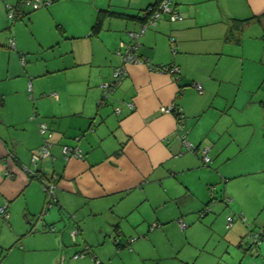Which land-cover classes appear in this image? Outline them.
Returning <instances> with one entry per match:
<instances>
[{
  "label": "crops",
  "instance_id": "crops-1",
  "mask_svg": "<svg viewBox=\"0 0 264 264\" xmlns=\"http://www.w3.org/2000/svg\"><path fill=\"white\" fill-rule=\"evenodd\" d=\"M29 1L18 9L15 3L13 15L6 8L10 1L0 0V207L6 202L8 214L0 217V257L36 223L44 203L40 180L54 175L55 210L43 216L37 232L55 233L57 223L62 231L48 235L55 241L50 251H88L69 263L107 264L96 253L108 245L117 254L127 249L141 264H264V0H172L183 19L162 16L137 38L136 55L144 63L125 65V78L103 101L102 86L122 64L120 45L129 43L128 33L140 31L141 20L131 18L157 0H82L78 32L65 37L87 40L86 52L54 65L25 57L30 54L15 42L11 26L22 7L33 12L48 5ZM48 1L43 15L56 23L58 0ZM101 10L131 18L106 19L93 37ZM31 12L24 16L28 25ZM252 17L257 19L237 24ZM246 40L255 50L247 67L234 72L218 62L209 71L197 70L203 55L220 61L230 51L238 55L240 47L245 60ZM38 58L42 69L34 71ZM145 63L175 65L179 79ZM170 106L181 110L182 130L174 112H160ZM40 124L51 134L49 156L32 165L43 142ZM182 138L196 149L187 150ZM255 141L261 149L250 147ZM63 146L76 147L82 158H65ZM153 224L158 227L149 230ZM68 231L73 244L79 241L73 249ZM251 231L262 232L258 245L247 242Z\"/></svg>",
  "mask_w": 264,
  "mask_h": 264
},
{
  "label": "rangeland",
  "instance_id": "rangeland-1",
  "mask_svg": "<svg viewBox=\"0 0 264 264\" xmlns=\"http://www.w3.org/2000/svg\"><path fill=\"white\" fill-rule=\"evenodd\" d=\"M9 1L11 3V6H14L17 0ZM43 1L48 3L47 6L50 5V1L41 0V2ZM54 5H57L56 11L54 13L55 17L58 20L56 23L48 16L43 15V11H45L47 6L33 12H31V10L28 8L22 7L21 10L25 12H31L29 14V17L33 22L32 25H28V21L26 17H24L22 19L14 21L13 26H11V28L15 27L14 34L17 38L15 42L17 43L19 41V44L22 48H19V50L22 53L27 50L30 55H26L25 57L29 56L30 58H33L34 62V57L39 56L40 58L49 60V62L54 65L57 60L67 61L68 59L66 57L71 58L74 52H77L78 54H81L82 51L86 52V43H88L87 40L81 37L78 39L65 37L66 33L71 34L72 32H78L77 29L78 27H80L78 21H80L81 17L84 14L86 7L85 4L82 3V0H58L56 3H54ZM33 15L34 18H32ZM11 21L12 20L9 21V24H11ZM56 24H60L63 28L62 31L66 29V32L58 30L55 26ZM2 32L7 33L4 30ZM55 36L56 39L53 44L44 49L38 48V43H46L54 39ZM190 45L193 44L190 43ZM242 47H244L245 60L240 59V47L238 49V55L237 53H232V51H230L225 56H222L220 61H214V58H216L215 55H203L202 58H199L196 61L197 70L209 71L218 62L219 64L221 63L223 67L228 66L229 69L236 68L234 72L247 67V65H249V61L251 60L250 58L255 50L253 51L250 42H247V40L244 42V45ZM23 55L24 54H22L21 57H24ZM40 58H38L37 60L38 64L34 67V71H40L42 69ZM43 78H45V76H42L39 79ZM54 80L55 79H53L52 81ZM250 147L252 149L259 150L262 148V145L255 141L254 144L253 142L251 143ZM211 195H209V198L213 199L214 193L212 196ZM54 210L55 208L52 207L50 209V212L47 213L44 217L50 216V214ZM53 226L55 228V233L39 230V232L37 233L25 236L22 239L20 245L16 246L14 249L3 251L2 256L0 257V264H56L54 263L56 256L57 264H74L69 262L75 261L72 257L78 249L70 253L65 251V254L64 252L56 254V252L50 251V248H53L55 241L51 237H48V235H60L62 231V229H58L57 223H54ZM53 226H51L50 228H53ZM67 236V246H69L68 248H72L74 247V245H78V240L77 243L73 244L70 238L69 231ZM76 238L78 239V236ZM122 240H125V238H122ZM99 248L100 253H96V256L99 260H101L100 255L107 257V264L109 260L110 264H141L136 257L129 256L130 253L127 249H123L120 251H125L124 253L117 254V252L115 251L116 248L114 246L110 247L107 245V249H101V247ZM144 264L152 263L145 262Z\"/></svg>",
  "mask_w": 264,
  "mask_h": 264
},
{
  "label": "built area",
  "instance_id": "built-area-1",
  "mask_svg": "<svg viewBox=\"0 0 264 264\" xmlns=\"http://www.w3.org/2000/svg\"><path fill=\"white\" fill-rule=\"evenodd\" d=\"M23 4L26 6H28L30 4V2L28 0H24L22 1ZM171 3L172 0H160L158 5L156 6V8L152 9L149 8L147 10V14L148 17L145 21V23L140 25V31L139 33H128V37H129V43L124 45L121 44L118 51H117V55H119L122 59V64L118 67H116L113 70L112 76H111V82L106 83L102 86V99L101 101H103L104 99H106L108 93H110L111 91H113L116 86L125 78L126 76V69H125V65H130V64H143L144 61L138 57L136 55V49H137V38L142 35L145 30L152 25H155V23L160 19L161 16H167L168 20L170 22H176V21H181L183 19L182 15L177 13L175 10L172 9L171 7ZM13 6L10 5H6L7 9H11V11L14 9L12 8ZM13 15H14V10H13ZM171 42H173L171 40ZM9 45L11 47L14 46L12 40L9 41ZM173 52H174V47H172ZM149 69L159 72V73H165L167 74L172 81H177L179 79L180 76V71L179 68L175 65H168V66H151L149 65V63H145ZM191 86L198 92V93H202V86L200 84H195L192 83ZM28 91H30V87L28 86ZM53 98H56L55 93H52L50 95ZM130 107V105H128ZM115 114H119L120 110L116 109ZM161 113H172L174 112L176 114V118H177V127L179 130L183 129V115L181 114V110L179 108L170 106V107H162L160 109ZM38 130H39V134L43 139V142L41 144V146L38 149V152L33 154L31 156V164L32 165H36V163L44 158L49 156V148H50V144L47 142L48 139L50 138V132L48 131V128L46 125L44 124H40L38 125ZM182 142L183 144L186 146L187 150L189 151H194L196 148L193 147L192 145L188 144L185 142V140L182 138ZM202 162L204 165H207L210 163V159L207 157V150L203 149L202 151ZM62 154L63 156L66 157H73L76 159H81L82 155L79 151V149H77L76 147H69V146H63L62 147ZM41 186H42V191L44 193V203L43 206L41 208V211L39 212V214L36 217V223L31 227L32 232L33 233H37V226L40 224V222L42 221V218L45 214H47L50 209L54 206L56 200H55V187H56V181H57V177L52 175L50 177L47 178H42L41 180ZM214 189V188H213ZM6 208H7V203L5 202L1 207H0V217L4 220H6L8 218V214L6 212ZM232 223V218L231 217H227L226 218V228H230ZM179 225L181 229H184L185 225L179 221ZM158 225L153 224L151 225V227L149 228V230H153L155 228H157ZM49 231H53V228H48ZM77 234L76 231H74L73 233H71V237L72 239H74V236ZM262 232H249L248 235H246V239L247 242L250 244V246L253 245H258L260 240L262 239ZM134 240V239H133ZM132 241V240H131ZM84 250V249H83ZM88 254V251H83L77 254L73 255V259L76 260L78 258L84 257L85 255ZM98 264V262H97Z\"/></svg>",
  "mask_w": 264,
  "mask_h": 264
},
{
  "label": "trees",
  "instance_id": "trees-1",
  "mask_svg": "<svg viewBox=\"0 0 264 264\" xmlns=\"http://www.w3.org/2000/svg\"><path fill=\"white\" fill-rule=\"evenodd\" d=\"M24 0H17L16 3V7L15 8H20V5L23 4ZM29 1V0H28ZM160 0H157L156 3L152 6H149L147 7L144 11H142V16H134V18H131L127 15H124V14H120V13H116V12H113V11H110V10H101L97 13L96 17H95V20H94V23L91 27V30H90V35L93 36V37H97L101 31H102V26H103V22L106 20V19H109V18H121V19H128V18H131V19H140L141 21V24L145 23L147 17L149 14H147V10L149 8H156V6L158 5ZM22 2V3H21ZM30 2V1H29ZM30 5V4H29ZM28 5V6H29ZM25 6V5H24ZM27 6V5H26ZM18 15L13 19V21H16L18 19H22L25 15H27V13H25L23 10H21L19 13H17ZM164 16V15H163ZM162 17V16H161ZM160 17V18H161ZM257 19V17L255 18H250V19H247V20H243V21H236L237 24H240L243 23V22H247V21H250V20H255ZM171 65V64H170ZM165 66H168V65H165ZM264 104V103H263ZM29 234H33L32 232V229L30 228L28 231H27V235Z\"/></svg>",
  "mask_w": 264,
  "mask_h": 264
},
{
  "label": "water",
  "instance_id": "water-1",
  "mask_svg": "<svg viewBox=\"0 0 264 264\" xmlns=\"http://www.w3.org/2000/svg\"><path fill=\"white\" fill-rule=\"evenodd\" d=\"M145 10V9H144Z\"/></svg>",
  "mask_w": 264,
  "mask_h": 264
}]
</instances>
